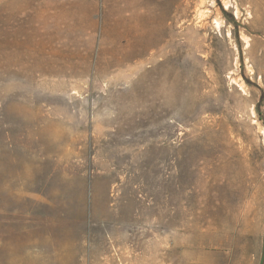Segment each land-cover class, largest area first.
<instances>
[{
	"label": "rangeland",
	"instance_id": "obj_1",
	"mask_svg": "<svg viewBox=\"0 0 264 264\" xmlns=\"http://www.w3.org/2000/svg\"><path fill=\"white\" fill-rule=\"evenodd\" d=\"M0 264H264V0H0Z\"/></svg>",
	"mask_w": 264,
	"mask_h": 264
}]
</instances>
